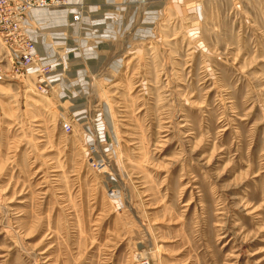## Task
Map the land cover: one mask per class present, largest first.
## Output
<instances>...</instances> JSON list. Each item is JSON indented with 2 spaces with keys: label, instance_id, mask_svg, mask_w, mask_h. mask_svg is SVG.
Here are the masks:
<instances>
[{
  "label": "rangeland",
  "instance_id": "1",
  "mask_svg": "<svg viewBox=\"0 0 264 264\" xmlns=\"http://www.w3.org/2000/svg\"><path fill=\"white\" fill-rule=\"evenodd\" d=\"M30 20L50 88L0 76V264H264V0Z\"/></svg>",
  "mask_w": 264,
  "mask_h": 264
},
{
  "label": "built area",
  "instance_id": "2",
  "mask_svg": "<svg viewBox=\"0 0 264 264\" xmlns=\"http://www.w3.org/2000/svg\"><path fill=\"white\" fill-rule=\"evenodd\" d=\"M84 0H0V76L25 78L36 69L39 76V88L46 93L50 81L46 74L51 65L46 64L37 46L29 14L37 10L73 8L83 4ZM72 21L80 23L82 14L76 12ZM6 68L13 74L6 72ZM66 132L72 130L70 123H64ZM97 167V164H94ZM146 264H150L147 262Z\"/></svg>",
  "mask_w": 264,
  "mask_h": 264
},
{
  "label": "bare ground",
  "instance_id": "3",
  "mask_svg": "<svg viewBox=\"0 0 264 264\" xmlns=\"http://www.w3.org/2000/svg\"><path fill=\"white\" fill-rule=\"evenodd\" d=\"M42 11H47V10H37V11H32L30 14H29V16L32 14V13H34V12H42ZM36 41V40H35ZM37 46H38V43H37ZM39 48V47H38ZM40 51V50H39ZM41 53V52H40ZM41 55L43 56V54L41 53ZM43 57H45V56H43Z\"/></svg>",
  "mask_w": 264,
  "mask_h": 264
}]
</instances>
